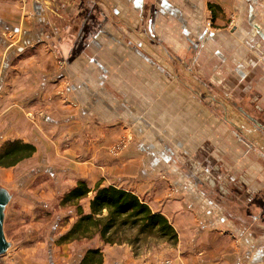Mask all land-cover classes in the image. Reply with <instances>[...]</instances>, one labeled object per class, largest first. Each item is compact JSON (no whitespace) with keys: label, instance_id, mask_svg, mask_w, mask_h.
<instances>
[{"label":"crops","instance_id":"1","mask_svg":"<svg viewBox=\"0 0 264 264\" xmlns=\"http://www.w3.org/2000/svg\"><path fill=\"white\" fill-rule=\"evenodd\" d=\"M0 79V145L135 192L177 230L171 264H264V233L215 204L264 191V0H0ZM98 237L104 264L157 261Z\"/></svg>","mask_w":264,"mask_h":264},{"label":"rangeland","instance_id":"2","mask_svg":"<svg viewBox=\"0 0 264 264\" xmlns=\"http://www.w3.org/2000/svg\"><path fill=\"white\" fill-rule=\"evenodd\" d=\"M6 59L9 64L15 62L18 57L14 56L10 59L6 57ZM66 64V60L57 57L59 69L62 70ZM27 115L33 119L45 116L43 109L38 107L31 108ZM131 139L132 137L123 138L127 143ZM8 142H3L0 148ZM110 154L116 157L119 151L114 146L110 149ZM43 162L48 163L45 154L24 159L12 167L0 166V185L15 194L9 202L5 221L6 235L14 245L7 253L0 255L1 264H77L78 262L80 243L61 248H59L61 244L57 243L59 237L64 234L65 228L75 219L73 206L60 205L61 196L69 188L61 185L55 178L56 174L53 175L50 170L48 171ZM216 193L225 194L218 189ZM231 193L229 195L232 196L231 199L238 203L246 201V205H251L254 209L264 206L261 202L264 191L255 193L251 201H247L242 194ZM223 211L229 213L227 210ZM157 239L162 238L149 237L132 247L136 255H157V261H152L151 264H164L167 261L171 264L172 260L165 258L167 255L163 250L165 245Z\"/></svg>","mask_w":264,"mask_h":264},{"label":"trees","instance_id":"3","mask_svg":"<svg viewBox=\"0 0 264 264\" xmlns=\"http://www.w3.org/2000/svg\"><path fill=\"white\" fill-rule=\"evenodd\" d=\"M35 152L33 143L21 139L9 141L0 148V166H15ZM60 205L73 206L75 219L57 243L76 242L80 246L83 240H89L79 253L80 264H104L101 247L90 243L96 236L105 244L131 246L149 237L175 243L178 240L177 230L164 214L155 212L135 192L122 187L97 183L91 188L79 180L61 196Z\"/></svg>","mask_w":264,"mask_h":264},{"label":"flooded vegetation","instance_id":"4","mask_svg":"<svg viewBox=\"0 0 264 264\" xmlns=\"http://www.w3.org/2000/svg\"><path fill=\"white\" fill-rule=\"evenodd\" d=\"M255 126H261L264 128V122L257 120L252 117L251 120ZM264 162V157L261 158ZM254 194H250L246 196V200H253ZM217 201L215 204L222 210H227V215H231L236 221L242 222L246 225H249L252 229L259 231L260 233H264V209L262 207H255V209L251 205H246V201L244 203H238L236 200L228 198L215 196ZM261 202L264 204V196L261 199ZM263 209V210H262ZM261 210V211H260Z\"/></svg>","mask_w":264,"mask_h":264},{"label":"water","instance_id":"5","mask_svg":"<svg viewBox=\"0 0 264 264\" xmlns=\"http://www.w3.org/2000/svg\"><path fill=\"white\" fill-rule=\"evenodd\" d=\"M13 194L12 191L0 185V255L5 254L12 246V242L6 237L4 225L7 207Z\"/></svg>","mask_w":264,"mask_h":264},{"label":"built area","instance_id":"6","mask_svg":"<svg viewBox=\"0 0 264 264\" xmlns=\"http://www.w3.org/2000/svg\"><path fill=\"white\" fill-rule=\"evenodd\" d=\"M129 139H130V138H129ZM126 144H127V141L125 142V140H121L118 144L115 145V148H117L118 151H119V150H121L123 147H125ZM169 263H170V262L167 261V262H165L164 264H169Z\"/></svg>","mask_w":264,"mask_h":264}]
</instances>
